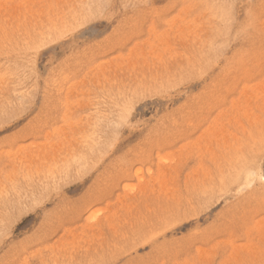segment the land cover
Masks as SVG:
<instances>
[{"label": "rangeland", "instance_id": "374dc122", "mask_svg": "<svg viewBox=\"0 0 264 264\" xmlns=\"http://www.w3.org/2000/svg\"><path fill=\"white\" fill-rule=\"evenodd\" d=\"M0 264H264V0H0Z\"/></svg>", "mask_w": 264, "mask_h": 264}]
</instances>
